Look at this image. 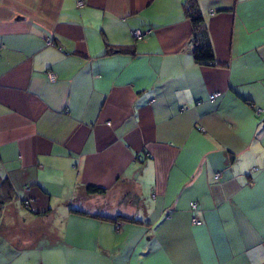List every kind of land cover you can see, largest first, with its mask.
<instances>
[{
	"label": "crops",
	"instance_id": "obj_1",
	"mask_svg": "<svg viewBox=\"0 0 264 264\" xmlns=\"http://www.w3.org/2000/svg\"><path fill=\"white\" fill-rule=\"evenodd\" d=\"M186 4L0 0V264H264V0Z\"/></svg>",
	"mask_w": 264,
	"mask_h": 264
},
{
	"label": "trees",
	"instance_id": "obj_2",
	"mask_svg": "<svg viewBox=\"0 0 264 264\" xmlns=\"http://www.w3.org/2000/svg\"><path fill=\"white\" fill-rule=\"evenodd\" d=\"M186 3V13L191 21L193 35L195 37V45L193 49L194 59L200 63L213 64L215 59L214 53L207 36L203 15L198 6V0H186ZM88 188L90 191H103L102 188L95 186H88ZM13 196L14 190L7 181V178L0 177V212L1 208H3V205L11 200ZM23 204L24 206H29L30 202L25 204L23 200Z\"/></svg>",
	"mask_w": 264,
	"mask_h": 264
},
{
	"label": "built area",
	"instance_id": "obj_3",
	"mask_svg": "<svg viewBox=\"0 0 264 264\" xmlns=\"http://www.w3.org/2000/svg\"><path fill=\"white\" fill-rule=\"evenodd\" d=\"M133 35L138 38V37H142L143 36V33L140 30H133ZM48 75H49L50 80H54L55 79V75L54 74L49 73ZM214 96H216V94H212L211 95V97H214ZM218 176H219V172L216 173L215 177L217 178ZM29 202H30L29 199H24V203L25 204H28ZM191 207L192 208H195L196 207L195 202H191ZM192 221L194 223H196V224H199L200 223V221L196 220L195 218H192Z\"/></svg>",
	"mask_w": 264,
	"mask_h": 264
}]
</instances>
